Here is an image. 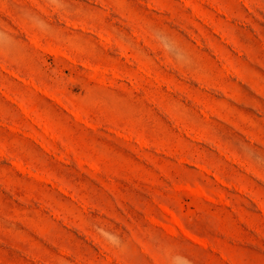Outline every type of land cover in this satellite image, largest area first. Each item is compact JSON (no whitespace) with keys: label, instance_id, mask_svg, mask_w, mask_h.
<instances>
[{"label":"rangeland","instance_id":"obj_1","mask_svg":"<svg viewBox=\"0 0 264 264\" xmlns=\"http://www.w3.org/2000/svg\"><path fill=\"white\" fill-rule=\"evenodd\" d=\"M0 264H264V0H0Z\"/></svg>","mask_w":264,"mask_h":264},{"label":"bare ground","instance_id":"obj_2","mask_svg":"<svg viewBox=\"0 0 264 264\" xmlns=\"http://www.w3.org/2000/svg\"><path fill=\"white\" fill-rule=\"evenodd\" d=\"M174 221H175V220H174ZM176 223H177V222H176ZM180 228H182V227H180ZM182 229H183V228H182ZM182 229H181V230H182ZM183 231H184V230H183ZM184 232H186V231H184ZM186 233H187V232H186ZM188 236H189V235H188ZM190 237H191V236H190Z\"/></svg>","mask_w":264,"mask_h":264}]
</instances>
